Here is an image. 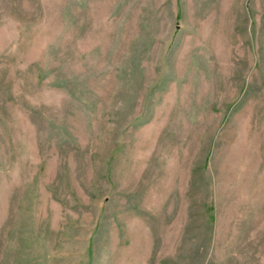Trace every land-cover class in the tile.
Segmentation results:
<instances>
[{"label":"rangeland","instance_id":"rangeland-1","mask_svg":"<svg viewBox=\"0 0 264 264\" xmlns=\"http://www.w3.org/2000/svg\"><path fill=\"white\" fill-rule=\"evenodd\" d=\"M0 264H264V0H0Z\"/></svg>","mask_w":264,"mask_h":264}]
</instances>
